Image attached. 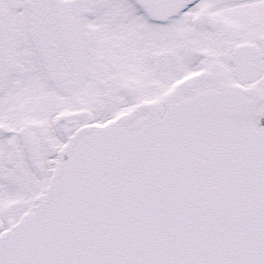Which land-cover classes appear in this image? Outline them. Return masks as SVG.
Wrapping results in <instances>:
<instances>
[{
  "label": "snow or ice",
  "instance_id": "6c2138e0",
  "mask_svg": "<svg viewBox=\"0 0 264 264\" xmlns=\"http://www.w3.org/2000/svg\"><path fill=\"white\" fill-rule=\"evenodd\" d=\"M0 264H264V0H0Z\"/></svg>",
  "mask_w": 264,
  "mask_h": 264
}]
</instances>
